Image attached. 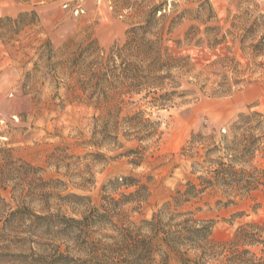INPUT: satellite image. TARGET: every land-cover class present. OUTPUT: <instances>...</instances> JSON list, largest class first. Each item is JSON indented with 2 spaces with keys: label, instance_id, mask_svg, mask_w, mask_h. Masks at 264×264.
<instances>
[{
  "label": "trees",
  "instance_id": "1",
  "mask_svg": "<svg viewBox=\"0 0 264 264\" xmlns=\"http://www.w3.org/2000/svg\"><path fill=\"white\" fill-rule=\"evenodd\" d=\"M188 12L173 10L169 15L163 4L155 5L144 20L131 25L123 44L105 49L89 37V45L70 54L73 72H80L84 78L82 89L88 103L103 111L97 118L102 121L100 134L111 135L117 141L122 133L140 142L123 154L133 165L143 163L148 147L143 143L158 133V122L146 110L121 115L126 106L136 104L133 96L140 95L153 108H168L198 94L226 97L249 82L248 72L264 69V60L258 61L264 57L263 16V20L258 18L242 26L241 34L235 36L242 46L246 41L249 44L247 65L227 51L197 69V62L180 49L186 45L213 51L234 37V32L222 31L211 2L204 0L184 37L174 38L173 32L184 23ZM205 12L207 17L202 20L200 16ZM29 14L22 13L18 19L0 18V23L20 22ZM201 25H205L203 29ZM0 36L4 38L1 32ZM182 154L194 159L192 174H199L179 186L150 218H134L133 214H141L150 196L148 184L135 175L109 180L103 186L100 206H89L80 217L59 212L31 213L20 200L17 209L5 211L10 204L0 195V256H12V244L20 241L24 245L34 237L33 241L39 243L35 258L7 263L264 264V220L241 223L228 239L219 241L214 237L216 221L201 215L203 206L199 205L208 190H220L228 198L227 203L236 204V200L264 189V112L241 113L218 142L211 136L194 134ZM9 158L8 150L0 152V189L16 184H10L13 178L8 164H4ZM123 188L132 190L121 191ZM68 197L90 200L73 193ZM244 215L242 211L235 217ZM27 222V229L34 227L33 232L19 231ZM44 241L48 242L42 244ZM62 242L68 245L64 251L60 249Z\"/></svg>",
  "mask_w": 264,
  "mask_h": 264
},
{
  "label": "rangeland",
  "instance_id": "2",
  "mask_svg": "<svg viewBox=\"0 0 264 264\" xmlns=\"http://www.w3.org/2000/svg\"><path fill=\"white\" fill-rule=\"evenodd\" d=\"M17 1L24 4L20 12L0 17L18 19L22 13H30L20 22L0 23L4 35L0 36V152H10L11 158L4 164H8L13 178L10 184L16 183L0 189V195L10 204L5 211L17 209L20 200L31 213L59 212L80 217L89 206H100L103 186L109 180L135 175L148 184L150 196L141 214H133L134 218H150L179 186L199 174H192L194 159L182 154L194 134L202 133L218 142L241 113L264 112V69L248 72L249 82L226 97L198 94L168 108H153L140 95L133 96L136 104L126 106L121 115L143 109L158 122V133L143 143L148 146L143 163L133 165L123 154L140 142L129 140L122 133L117 141L111 135L100 134L102 121L97 118L102 117L103 111L88 103L82 89L84 78L80 72H73L70 54L89 45V37L105 49L123 44L131 25L144 20L153 6L161 4L169 15L173 10L177 13L189 9L184 23L173 32L174 38H183L190 24L195 23V10L204 0ZM209 1L222 31L230 29L234 37L213 51L184 45L180 52L191 55L197 69L227 51L247 65L249 44L246 41L242 46L235 36L248 22L264 19V0ZM174 3L178 6L174 7ZM205 13L200 14L202 20L207 17ZM233 23L238 27L231 28ZM24 164L31 165V169L24 168ZM72 193L90 200L69 198ZM227 201L220 190H208L199 203L203 206L201 215L216 221L217 240L228 239L241 223L264 220V189L236 200V204ZM256 205L259 207L255 211ZM242 211L244 216L235 217ZM26 224L19 231L33 232L34 227L29 230V222ZM33 240L36 239L28 238L24 245L20 241L12 244V256H0V264L35 258L39 243ZM28 247L34 248L28 251ZM67 248V243L62 242L60 249Z\"/></svg>",
  "mask_w": 264,
  "mask_h": 264
},
{
  "label": "crops",
  "instance_id": "3",
  "mask_svg": "<svg viewBox=\"0 0 264 264\" xmlns=\"http://www.w3.org/2000/svg\"><path fill=\"white\" fill-rule=\"evenodd\" d=\"M23 3L17 0H0V17L5 15H16L22 10Z\"/></svg>",
  "mask_w": 264,
  "mask_h": 264
},
{
  "label": "built area",
  "instance_id": "4",
  "mask_svg": "<svg viewBox=\"0 0 264 264\" xmlns=\"http://www.w3.org/2000/svg\"><path fill=\"white\" fill-rule=\"evenodd\" d=\"M78 13H79V9L76 8V9H75V14H78Z\"/></svg>",
  "mask_w": 264,
  "mask_h": 264
}]
</instances>
